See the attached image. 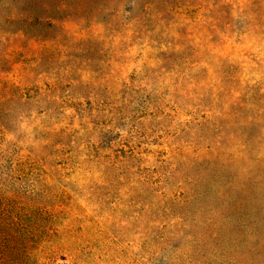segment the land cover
<instances>
[{
  "label": "rangeland",
  "instance_id": "374dc122",
  "mask_svg": "<svg viewBox=\"0 0 264 264\" xmlns=\"http://www.w3.org/2000/svg\"><path fill=\"white\" fill-rule=\"evenodd\" d=\"M20 1L0 264H264V0Z\"/></svg>",
  "mask_w": 264,
  "mask_h": 264
},
{
  "label": "trees",
  "instance_id": "16d2710c",
  "mask_svg": "<svg viewBox=\"0 0 264 264\" xmlns=\"http://www.w3.org/2000/svg\"><path fill=\"white\" fill-rule=\"evenodd\" d=\"M7 1L8 2H5V0H0V7L6 8V6H10L9 4H11V5H16L17 3L19 4L20 0H7ZM9 1L11 3H9ZM182 1L183 0H172V2H166V0H165V1H162L159 4V7L160 8H166L168 11L174 12L175 10H177V8H179V5H181ZM20 2H22L25 5V7H26V9L24 10L25 14H23L25 16H24V18H22V20L25 23L26 22H31L32 18H30V17H34L33 19L35 21L36 20L38 21V17H37L36 14H29V12H30L29 8L31 6H34V5L31 4L32 2H30L29 0H21ZM143 3L140 4V5H143ZM147 7H148V9L153 7V2L151 4H149ZM29 15H31V16H29ZM33 15H35V16H33ZM29 18H30V20H29ZM260 215H261V217L258 218V222H257V225H256L257 226L256 230H258L257 231V236H253V238L254 237L261 238V236L264 235V209L260 213ZM250 237L252 238V236H250ZM247 239L250 240V238H247Z\"/></svg>",
  "mask_w": 264,
  "mask_h": 264
}]
</instances>
